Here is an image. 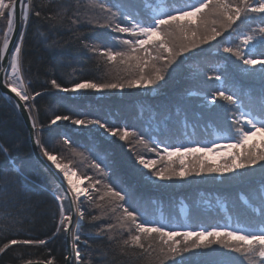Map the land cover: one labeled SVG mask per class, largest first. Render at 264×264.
Returning <instances> with one entry per match:
<instances>
[{"label": "snow or ice", "instance_id": "obj_1", "mask_svg": "<svg viewBox=\"0 0 264 264\" xmlns=\"http://www.w3.org/2000/svg\"><path fill=\"white\" fill-rule=\"evenodd\" d=\"M91 7L96 10L93 14L82 22L77 13L72 24L86 23L106 30L110 43L84 42L91 58L107 69L105 78L84 79L71 86L52 78L48 81L51 89L71 94L72 102L92 93L101 97L123 95L132 89L159 93L182 72L190 86L174 97L175 112L165 108L142 128L109 123L87 113H53L49 127L68 122L77 132L96 130V136L87 144H72L68 136L63 141L73 149H82L75 155L86 161L94 174L80 171L74 161L62 162L60 154L48 150L37 138L35 142L43 157L62 175L53 191L59 205V221L47 239L11 238L0 243V255L18 245L47 246L64 233L71 237L75 264H81L79 243H87L81 231L86 217L82 208L87 201L101 210L99 215L90 214L91 221L105 217L109 221L96 225L95 238L113 233L108 235L111 241L114 235H120L121 247L139 249L145 264H238L225 253L204 260L216 253L213 246L237 254L246 264H264V87L257 96L242 91L229 71L231 68L264 85V0H92ZM32 15L38 19L43 16L40 10H34L32 0H0V19L6 20V29L0 36L2 84L18 98L15 107L21 114L28 113L27 119L35 131L39 115L36 97L51 89L32 92L31 81L26 78L24 39ZM56 15L59 20L64 19L62 12ZM52 18L49 14L48 19ZM17 29L18 38L13 42ZM210 49H215L214 62L203 55ZM208 81L215 83L209 85ZM5 96L12 99L7 93ZM193 99L198 101L197 107L208 113L219 110L230 121L226 128L211 122L204 127L206 135L212 129L211 140L196 139L198 124L189 119L188 110L182 107ZM195 115L197 119L202 116ZM110 145L126 149L129 171L118 170L113 150L106 147ZM137 145H142L146 153L137 151ZM0 156L9 162L0 169V178L9 171L19 174L6 146H0ZM257 168L261 182L253 190L251 200L244 199L253 213L250 220H242L229 210L226 199L217 200L224 222L212 215L215 209L207 202L200 210L203 218L192 213L180 219L170 218L161 202L140 191L141 184L162 188L187 182L191 177L236 183ZM65 182L66 190L62 187ZM69 197L74 211L64 205ZM153 208L156 215L152 214ZM74 213L78 216L75 221ZM22 223L13 218L10 224L0 227L7 231ZM189 253L191 256L185 255ZM65 261L70 264L72 254L66 255ZM45 264H54V259H47Z\"/></svg>", "mask_w": 264, "mask_h": 264}, {"label": "trees", "instance_id": "obj_2", "mask_svg": "<svg viewBox=\"0 0 264 264\" xmlns=\"http://www.w3.org/2000/svg\"><path fill=\"white\" fill-rule=\"evenodd\" d=\"M32 4L34 10H40L43 16L40 19L34 15L30 16L27 35L24 39V64L26 78L31 81L30 91H42L44 88L51 89V84L48 81L52 78L57 79L58 83L68 86H71L73 82L84 79L105 78L104 74L107 69L102 64L98 65L96 59L91 58L92 54L85 47L84 42L98 40L108 43L106 30L99 27L92 28L86 23H82L81 25L72 24V19L77 13H79V19L83 22L88 18L89 14H93L96 11L91 7L92 0H32ZM58 12L63 13V20L57 18L56 14ZM49 14L53 17L51 20L48 19ZM5 23L6 20L1 30L2 32L6 29ZM77 28L79 30L73 31V29ZM41 32L44 33L43 36L40 35ZM209 59H211L207 60L209 62L215 61L211 57ZM229 71L232 74L234 82L240 86L242 91H250L253 96H257L260 89L264 87L260 81L253 83L246 82L239 77V73L233 71L231 68H229ZM179 78H181L180 75L174 76L168 84L164 85L160 90L163 94L161 99L146 97L148 98L147 102L142 103L146 113L140 112L142 125L151 123V117L165 108L175 112L176 105L173 102L174 99H170L172 96H169L174 94V90L177 87H170H174L175 82H178ZM184 82L186 83V81ZM214 83L215 81L208 82L209 85ZM186 84H189V82ZM177 89V93L183 91L179 87ZM65 96L69 97V99H61V97ZM94 96L95 94L92 93L81 100L72 102L70 99L71 94L60 93L55 89H51L44 95L36 97L35 100L39 113L37 121V127L39 128L38 139L42 141L48 150L60 154L63 157L62 162L74 161L79 165V170L88 175H93L94 170L81 157L75 155L76 152L82 151V149H73L64 143L54 146L49 143L48 139L54 136L56 138H63L64 136L60 132H65L66 136L71 138L72 144L77 142L87 144L96 134L87 129L74 132L72 125L68 122L60 123L59 127H49L48 125L53 113L73 115L77 112L86 113L84 111L100 108L98 107L99 104L95 107L93 104L96 103L94 102L110 103L113 101L102 98L94 100ZM197 103L198 101L193 99L186 102L182 107L188 110L189 119L198 124L196 139L201 141L206 139L211 140L214 138L211 135L212 129H209V134L206 135L203 131L204 127L211 122L221 128H226L230 124V121L226 122L224 119L225 114L219 110L215 112L218 115V119L214 121L212 119L214 115H210L207 111L196 107ZM196 113H201V118L197 119ZM147 114L152 115L147 116ZM33 115H36V113L34 112ZM90 116L103 118L100 113H96L95 111ZM0 146H6L10 151L14 167L19 172L17 174L16 171H9L3 175V178H0V225L7 226L12 222L13 218L23 221L22 226L7 231L5 227H0V243L6 242L7 239L11 238L47 239L51 237L55 231V225L59 221V205L53 195V191L57 187L56 183L50 173L34 158L29 145L27 129L14 102L4 98L1 94ZM126 155L127 157L123 153L119 155L120 160L123 161L120 163V160L115 158L117 154H114L118 170L124 172L129 171V154L127 153ZM8 163L3 156H0V169L6 168ZM244 181H246L245 184L241 186L236 185ZM197 182L204 185L203 187L207 186L209 192L214 190L204 182L199 180ZM197 182L192 183V181H187L183 187L175 191H172L176 186L174 184L163 188L164 194L166 196L169 195L168 198L171 199L178 196L176 197L178 200L174 204L173 202L168 203L173 204L174 207L163 209L165 215L170 218L175 217L176 219H180L183 215L192 213L194 216L203 218V213L200 210L205 208L206 204L200 206V199L194 197L195 190L193 188ZM260 182L261 175L257 168L255 172H249L246 178L240 182L217 183L218 186L227 187V190L216 188L222 194L217 192L215 197L208 192L203 197V200H207V203L213 206L215 211L212 215L220 218L221 222H224L222 219L224 213H221L217 206L218 199H226L229 210H234L242 220H250L253 213L244 203V199L251 200L252 193L248 194V191L254 190L255 187L258 188ZM10 184H15V187H10ZM140 191L145 196L151 197L148 195V192ZM172 192L180 193H176V195L172 194ZM197 204L199 205V209H197ZM64 205L69 209L67 201H64ZM182 206L183 209L180 210L179 207ZM82 211L86 213V217L82 222L81 231L87 238V243H79L82 257L81 264H145L144 257L141 255L139 249L121 247L122 239L120 235H114V239L111 241L108 239V235L113 233H105L102 238H95L96 225L109 222L106 217L99 221H91L90 214L99 215L100 209L95 208L90 203H86V207ZM152 214L156 215V211H152ZM54 215L55 219H53ZM115 231L119 233L120 230L117 229ZM126 235V233L123 234L125 238ZM213 247L216 248V253L204 257V260L214 258L220 253H225L226 257L233 259L238 264H246L237 254L226 253L225 250L218 248V246ZM185 255L191 256L190 253ZM65 256L66 242L64 240V233H61L58 238L50 241L47 246H14L6 255H0V264L45 262L49 258L54 259V264H65Z\"/></svg>", "mask_w": 264, "mask_h": 264}, {"label": "rangeland", "instance_id": "obj_3", "mask_svg": "<svg viewBox=\"0 0 264 264\" xmlns=\"http://www.w3.org/2000/svg\"><path fill=\"white\" fill-rule=\"evenodd\" d=\"M25 2L27 3V0H25ZM0 20H1L0 27H1V30H2L5 20L4 19H0ZM5 25H6V23H5ZM106 36H107L108 43H110V41L108 40V35L107 34H106ZM214 53H215V49H210L208 52L204 53L203 55H204V58L206 60H211V59H209L210 57L213 60H215ZM221 55H223V54H221ZM179 75H180L181 78L178 79V82H175L176 84H175L174 87H170V88H176V87L178 88L179 87L180 89H184V87H189L190 86L189 84H186L188 81H186L184 79V73L182 72ZM239 77L244 79V81H246V82H251V83L259 82L258 79H251V78L243 77L240 74H239ZM184 81H186V83ZM208 82H211V81H208ZM177 88L174 90V94L169 96V97L172 96L170 99H174V97L176 96L177 91H178ZM162 95L163 94H162L161 91H159V93H156V92L149 93V92H146V91L142 92L140 89L125 90V93L123 95L112 94V95H105V96L101 97V96H98V95L95 94L94 100H96L98 98H102V99H108V100L111 99L113 101L110 102V103L101 102V101H100V103L94 102L96 104H93V105L96 107L97 104H99L98 107H100V108H95V109H92V110L90 109V110H87V111H84V112H86L88 115H91L92 113H94V111L96 113H100L103 116L102 119L107 120L109 123H113V124L127 123L129 126H135V127H138V128H142L144 125L141 124L142 117L140 115V112L146 113L145 112V108L143 107V104L146 103L147 99H148L146 97H149V98L153 97V98H160L161 99ZM164 96H166V95H164ZM201 110H204V109H201ZM208 114L214 115V117H212V119L214 121H216V119H218L217 118L218 117L217 114H215V113H213V114L212 113H208ZM150 115H152V114H147V116H150ZM223 124H224V122H223ZM74 129H75V126L72 125V130L74 131ZM80 131H78V132H80ZM92 131H93V133L96 134V130L95 129H93ZM37 132H38V137H39V129H38ZM74 132H77V131H74ZM60 133H61V135L66 136L65 132H60ZM48 141H49V143H51V144H53L55 146V145H59V144L64 143L63 142L64 141V137L63 138H59V137L56 138L54 136V137H50L48 139ZM119 143L120 142L117 141V144H119ZM106 147H110L113 150L114 154H117L118 157L115 156V158L116 159L118 158V160H120L119 155L121 153H123L125 155V157H127V155H126L127 152H126V149H124V148L116 147L114 145H110V146H106ZM137 151L146 152L147 150L142 145H137ZM149 155H151V154H149ZM218 160H219V158H217V162H218ZM119 162L122 163L123 161L120 160ZM198 180L201 181V182L206 183L207 185H209V187H211L214 190H211L209 192L208 187L207 186L203 187L204 185L198 183L197 182ZM188 181H192V183L193 182H197V184L194 185L193 190H195L194 191V193H195L194 197H196V199L197 198L200 199V201H199L200 206H203L204 204H206L207 200L204 201L203 197H205L208 192H209V194L214 195L216 197V193L218 192V190H216V188H218L220 190H227L226 189L227 187H222L220 185L218 186L217 183H219V182L218 181L214 182L211 179L191 177V178H189ZM245 183H246V181H244L243 183H237L236 185L237 186L238 185L241 186V185H243ZM85 184H87V181H85ZM185 184H186L185 182H178V183L174 184L176 186H175V188H173L172 191H175L176 189H179V188L183 187ZM163 188L164 187H162V188H153L152 186L147 185V184H141L140 185V190L148 192L149 196H151V197L155 198L157 201L161 202L162 205H163V209L164 208L171 209V207H174L173 204L178 200V198H176L178 196H175V197H173L171 199L168 198L169 195L166 196L164 194V192H163L164 189ZM254 189H256V187ZM251 190L252 191H250V192L247 190L248 194L253 193V189H251ZM176 193H180V192H172V194H176ZM218 193L222 194L221 192H218ZM205 199H207V198H205ZM169 202H173V204H168ZM86 203H88V202L85 201L84 206H83L84 208L86 207ZM84 208H82V209H84ZM179 208L181 210V209H183V206L179 207ZM173 210H174V208H173ZM152 211H156V210L153 208ZM175 213H176V211H175ZM175 213H173V214H175ZM182 214H183V210H182ZM178 215H179V212H178ZM77 219H78V217H77ZM64 240H65V234H64ZM230 254H233V253H230ZM73 264H75V262H73Z\"/></svg>", "mask_w": 264, "mask_h": 264}, {"label": "water", "instance_id": "obj_4", "mask_svg": "<svg viewBox=\"0 0 264 264\" xmlns=\"http://www.w3.org/2000/svg\"><path fill=\"white\" fill-rule=\"evenodd\" d=\"M18 32H19V29H17V34L16 36L13 37V42L16 41V39L18 38ZM10 49H11V45H10ZM2 75H0V94L7 98L5 96V93H7L8 96L12 97V101L14 102L15 100H17L18 98H16L14 96L13 93H9L8 90L6 88L3 87V84H2ZM8 99V98H7ZM19 112V111H18ZM21 117H22V120L24 122V125L27 129V133H28V140H29V145H30V148H31V151H32V154L34 156V158L50 173V175L53 177L55 183L56 181L59 179L61 180L60 178V175L57 173L56 169L50 165V162L47 161V159L45 157H43L42 155V152H41V149L40 147H38L36 145V142L35 140L38 138V127H36L35 131L33 130L32 128V122L29 121L27 119L28 117V113H23L21 114V112H19ZM63 189L66 190V187L64 186L63 184ZM68 204H69V209H72L74 211V206L72 205L71 203V197H69V200H67ZM76 219V215L74 213V221ZM65 242H66V253L67 255L68 254H72V245H71V237L70 236H65ZM72 263V261L70 262V264ZM24 264H45V262H27V263H24ZM65 264H69V262H66L65 261Z\"/></svg>", "mask_w": 264, "mask_h": 264}, {"label": "bare ground", "instance_id": "obj_5", "mask_svg": "<svg viewBox=\"0 0 264 264\" xmlns=\"http://www.w3.org/2000/svg\"><path fill=\"white\" fill-rule=\"evenodd\" d=\"M0 24H1V20H0ZM1 33H2V31H1V27H0V36H1ZM9 71H10V68H9ZM5 98V97H4ZM20 114V113H19ZM21 116V115H20ZM22 118V117H21ZM24 123V122H23ZM59 174V173H58ZM60 175V178H61V180H62V175L61 174H59ZM75 179V178H74ZM64 186L66 187V189H67V185H66V182L64 183ZM77 217L78 216H76V219H77ZM66 255H67V253H66ZM36 262H41V261H36ZM73 262H75V254L73 253V255H72V263L71 264H73ZM27 263V262H26Z\"/></svg>", "mask_w": 264, "mask_h": 264}]
</instances>
